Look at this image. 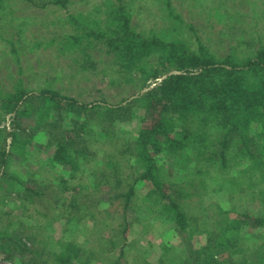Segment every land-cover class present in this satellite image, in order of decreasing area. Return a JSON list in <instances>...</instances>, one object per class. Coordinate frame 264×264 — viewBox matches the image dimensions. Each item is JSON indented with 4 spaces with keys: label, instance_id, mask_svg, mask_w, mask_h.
Returning <instances> with one entry per match:
<instances>
[{
    "label": "rangeland",
    "instance_id": "1",
    "mask_svg": "<svg viewBox=\"0 0 264 264\" xmlns=\"http://www.w3.org/2000/svg\"><path fill=\"white\" fill-rule=\"evenodd\" d=\"M56 1H0V152L10 153L3 169L0 160V238L10 249L0 251V264H55L61 253L72 264H228L234 248L222 242L229 220L264 211V142L252 147L257 161L232 143L223 165L227 130L200 119L179 124L187 148L165 151L159 166L187 216L181 232L151 184L140 180L144 167L131 149L146 125L145 96L161 77L126 70L99 39L73 47L70 37L86 25L111 35L121 4L136 34L180 40L192 50L203 44L218 58L244 60L264 46V0H170L171 7L166 0ZM19 82L89 108L122 105L128 114L112 122L105 110L72 114L34 104L31 116L16 119L1 99ZM58 143L69 148L76 171L53 161ZM131 190L126 210L116 196Z\"/></svg>",
    "mask_w": 264,
    "mask_h": 264
},
{
    "label": "trees",
    "instance_id": "2",
    "mask_svg": "<svg viewBox=\"0 0 264 264\" xmlns=\"http://www.w3.org/2000/svg\"><path fill=\"white\" fill-rule=\"evenodd\" d=\"M65 2L56 1L57 5H65ZM166 4L171 7L170 0H166ZM119 6L110 23V27L115 29L114 33H96L86 25L81 34L71 36L70 40L75 47L81 45L82 41L99 39L119 58L126 70L139 68L146 77L153 80L161 77L157 87L145 96L146 125L140 130L131 149H134V157L144 167L140 180L151 184L153 194L165 202L180 231L186 232L187 216L180 203L170 196L161 179L160 156L165 151L170 153L186 149L188 139L179 134V124L190 119H200L206 126L213 124L227 130V137H223L221 142L223 165L226 164V152L232 143L242 146L243 154L248 155V160H258L252 147L258 144V139L264 142V46L254 56L244 60L232 56L221 59L203 44L192 50L187 43L180 40L166 41L157 36L146 38L136 34L132 29L131 17L121 4ZM72 21L75 25L79 22L75 18ZM155 57L157 61L154 65L150 68L143 66ZM1 103L16 119L31 116L29 106L34 104L53 111L66 110L72 114H81L87 109L92 115H96L105 110V114L112 115V122L124 121L128 114L122 105L89 108L76 99L51 89L31 91L23 82L18 83L14 93L1 99ZM255 127L259 131L253 137L252 131L256 130ZM261 148L260 146L259 149ZM68 150L63 143H58L53 161L76 171V159ZM9 157V152H0L2 169L6 167ZM133 196L134 192L131 190L128 194L117 195L116 199L123 200L126 210H129ZM228 231H233L235 237H229ZM225 235L222 244L234 248L228 264H264V242H257L261 235L264 237V211L257 216L249 213L236 214L234 219L229 220ZM248 237H252V241L248 242ZM1 242L2 238L0 251L5 250L8 253L10 249H6ZM248 244L249 247L245 246ZM247 250H251V253L247 254ZM235 255H240L241 258L236 260ZM54 258L55 264L73 262L72 256L62 253L54 255Z\"/></svg>",
    "mask_w": 264,
    "mask_h": 264
}]
</instances>
